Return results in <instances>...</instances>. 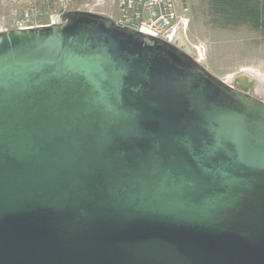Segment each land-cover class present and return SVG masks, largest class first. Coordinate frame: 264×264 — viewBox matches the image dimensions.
Segmentation results:
<instances>
[{
    "label": "water",
    "instance_id": "1",
    "mask_svg": "<svg viewBox=\"0 0 264 264\" xmlns=\"http://www.w3.org/2000/svg\"><path fill=\"white\" fill-rule=\"evenodd\" d=\"M236 87L97 13L0 32V264H264V102Z\"/></svg>",
    "mask_w": 264,
    "mask_h": 264
},
{
    "label": "rangeland",
    "instance_id": "2",
    "mask_svg": "<svg viewBox=\"0 0 264 264\" xmlns=\"http://www.w3.org/2000/svg\"><path fill=\"white\" fill-rule=\"evenodd\" d=\"M210 1L189 0L191 16L187 37L191 45L204 50L200 65L230 86H237V77H246L240 79L242 86L252 84L246 92L264 102V36L251 24L228 23L213 14ZM111 8L109 0H75L70 11L116 16ZM6 22L8 25L9 19L0 16V23ZM40 22L45 23L46 16H41Z\"/></svg>",
    "mask_w": 264,
    "mask_h": 264
},
{
    "label": "built area",
    "instance_id": "3",
    "mask_svg": "<svg viewBox=\"0 0 264 264\" xmlns=\"http://www.w3.org/2000/svg\"><path fill=\"white\" fill-rule=\"evenodd\" d=\"M74 1L0 0V16L9 19L8 25H6L8 22L0 23V32L60 24L61 16L70 11ZM109 1L116 14L112 17L115 22L179 48H183L185 41L189 43L187 37L191 16L189 0ZM41 16H46L45 23L40 22ZM2 21L4 22V18ZM190 46L192 58L200 64L203 48L191 44Z\"/></svg>",
    "mask_w": 264,
    "mask_h": 264
},
{
    "label": "trees",
    "instance_id": "4",
    "mask_svg": "<svg viewBox=\"0 0 264 264\" xmlns=\"http://www.w3.org/2000/svg\"><path fill=\"white\" fill-rule=\"evenodd\" d=\"M211 11L228 23H248L264 36V0H211Z\"/></svg>",
    "mask_w": 264,
    "mask_h": 264
},
{
    "label": "bare ground",
    "instance_id": "5",
    "mask_svg": "<svg viewBox=\"0 0 264 264\" xmlns=\"http://www.w3.org/2000/svg\"><path fill=\"white\" fill-rule=\"evenodd\" d=\"M190 51V48H188V52ZM247 79L246 77H244V76H240V77H237L236 79H235V82L237 83V85L242 89V90H247L250 86H252V84H251V82H248V83H246V86H242L241 85V83H240V79Z\"/></svg>",
    "mask_w": 264,
    "mask_h": 264
},
{
    "label": "crops",
    "instance_id": "6",
    "mask_svg": "<svg viewBox=\"0 0 264 264\" xmlns=\"http://www.w3.org/2000/svg\"><path fill=\"white\" fill-rule=\"evenodd\" d=\"M111 9H112V8H111ZM113 10H114V9H113ZM106 17L112 18V17H114V16H113V15H112V16L110 15V16H106Z\"/></svg>",
    "mask_w": 264,
    "mask_h": 264
}]
</instances>
